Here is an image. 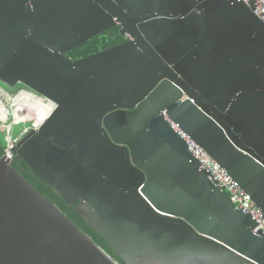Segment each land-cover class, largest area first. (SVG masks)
Segmentation results:
<instances>
[{
	"label": "water",
	"instance_id": "obj_1",
	"mask_svg": "<svg viewBox=\"0 0 264 264\" xmlns=\"http://www.w3.org/2000/svg\"><path fill=\"white\" fill-rule=\"evenodd\" d=\"M238 0H0V83L54 105L13 149L123 264H264V23ZM119 26L128 41L78 60ZM0 159V264H120Z\"/></svg>",
	"mask_w": 264,
	"mask_h": 264
},
{
	"label": "built area",
	"instance_id": "obj_2",
	"mask_svg": "<svg viewBox=\"0 0 264 264\" xmlns=\"http://www.w3.org/2000/svg\"><path fill=\"white\" fill-rule=\"evenodd\" d=\"M239 2H244L250 5L251 2L254 3V14L264 23V0H238ZM53 110V109H52ZM52 112V111H51ZM50 112V113H51ZM26 118L21 120L18 124L25 123ZM174 130L180 134V136L186 141L189 151L192 155L199 161L201 169L210 173L211 179L216 182L217 187L224 190L233 205L245 215H251L257 223V227L253 230L255 235L260 233L264 234V214L255 205L250 195H248L240 185L233 180V178L227 173V171L221 167L201 146H199L194 140L191 139L178 125L172 124ZM3 127V126H0ZM7 129L5 127L3 129ZM32 128L23 131L20 135L16 137L13 134H6L5 141L6 147L4 148V155L14 158L15 153L13 151L14 147L21 142L32 130ZM9 131V130H8Z\"/></svg>",
	"mask_w": 264,
	"mask_h": 264
},
{
	"label": "trees",
	"instance_id": "obj_3",
	"mask_svg": "<svg viewBox=\"0 0 264 264\" xmlns=\"http://www.w3.org/2000/svg\"><path fill=\"white\" fill-rule=\"evenodd\" d=\"M111 35V42L100 44L99 38L89 41L83 46L73 50L69 53L68 57L73 60H78L80 58L87 57L99 51H102L111 46H116L124 43L126 38L120 34V27L116 26L109 30ZM4 145L0 140V159L4 156ZM14 169L19 172L24 179H26L30 184H32L36 190L41 193L47 200H49L72 220L83 232L88 234L92 239L102 247L106 252H108L114 259H116L120 264H123L111 251L105 241L85 222V219L78 215L73 207H69L48 185L42 183L37 177H35L28 166L17 156L14 157L12 163Z\"/></svg>",
	"mask_w": 264,
	"mask_h": 264
},
{
	"label": "bare ground",
	"instance_id": "obj_4",
	"mask_svg": "<svg viewBox=\"0 0 264 264\" xmlns=\"http://www.w3.org/2000/svg\"><path fill=\"white\" fill-rule=\"evenodd\" d=\"M13 90L14 89H12V91ZM34 96H35V94H34ZM33 98H34L33 95L26 94L25 92L20 93L17 89L14 92H11L7 87H5L4 85H2L0 83V124L3 125V127L4 126L8 127L9 133H10L11 126H13V124H15L16 122L18 123L22 120V117H23V114L25 111H26V113L35 114L34 111L32 110V108H35L38 106L40 109H44V108L48 107L47 105L49 103H51L46 98L40 96L37 93H36V99L34 101H32ZM29 103H31V104H29ZM21 104L26 106L25 110L20 109ZM52 109L49 110V114L52 111ZM14 110H15L16 115L10 117L9 118L10 122H8L7 117H9V114H11L12 111H14ZM37 112H38V110H37ZM2 117H4V118L2 119ZM44 118H46V117L40 116L38 119H41V121H42ZM23 119H25V118H23ZM29 123H30V121H29Z\"/></svg>",
	"mask_w": 264,
	"mask_h": 264
},
{
	"label": "rangeland",
	"instance_id": "obj_5",
	"mask_svg": "<svg viewBox=\"0 0 264 264\" xmlns=\"http://www.w3.org/2000/svg\"><path fill=\"white\" fill-rule=\"evenodd\" d=\"M107 38H105L104 36H101V37H99V42H100V44H104V43H106L107 44ZM20 93H26V94H31V95H33V100L32 101H34L35 99H36V93L34 92V91H32V90H30V89H28L27 87H25V86H23V85H20V86H18L17 88H16ZM16 89H14L13 91L12 90H10L11 92H14ZM34 94H35V96H34ZM32 103V102H31ZM31 103H29V104H31ZM48 107L47 108H44V109H40L38 106L37 107H35V108H32V110L34 111V113L35 114H30V113H26V111L24 112V114H23V117H22V120H23V118H26V122L23 124V123H21V124H18L17 126H15L14 127V125L17 123H15V124H13V126H11V129H10V135L11 134H13V136L14 137H16L17 135H20L23 131H26V130H29V129H31L32 128V125H33V123H34V121L36 120V119H38L40 116H44V117H47L48 115H49V110L50 109H52V108H54V105L53 104H51V103H49L48 105H47ZM20 109L21 110H25L26 109V106L25 105H23V104H21L20 105ZM37 110H38V112H37ZM26 113V114H25ZM39 113V114H38ZM16 115V113H15V110L14 111H12V113L11 114H9V117H7V121L8 122H10V117H12V116H15ZM25 115V116H24ZM36 115V116H35ZM31 117V118H30ZM4 117H2V119H3ZM29 121H30V123H29ZM5 122V121H4ZM19 123V122H18ZM28 124V125H27ZM27 125V126H26ZM0 126H3V125H1L0 124ZM4 127H0V140L2 141V143H3V145H4V148L6 147V141H5V137H6V134H8V128L6 129H3ZM12 130V131H11Z\"/></svg>",
	"mask_w": 264,
	"mask_h": 264
},
{
	"label": "flooded vegetation",
	"instance_id": "obj_6",
	"mask_svg": "<svg viewBox=\"0 0 264 264\" xmlns=\"http://www.w3.org/2000/svg\"><path fill=\"white\" fill-rule=\"evenodd\" d=\"M101 36H104L105 38H107V42H111V35H110V33H109V31H107L105 34H103V35H101ZM101 36H98V37H96V38H99V37H101ZM125 38H126V41H128V38L126 37V36H124ZM96 38H94V39H96ZM93 39V40H94ZM125 41V42H126ZM124 42V43H125ZM112 47V46H111ZM69 55V54H68Z\"/></svg>",
	"mask_w": 264,
	"mask_h": 264
}]
</instances>
